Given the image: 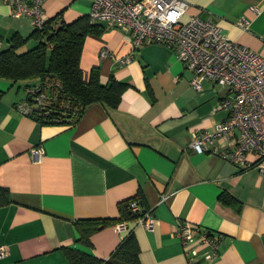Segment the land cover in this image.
<instances>
[{
    "label": "crops",
    "instance_id": "0c3cea01",
    "mask_svg": "<svg viewBox=\"0 0 264 264\" xmlns=\"http://www.w3.org/2000/svg\"><path fill=\"white\" fill-rule=\"evenodd\" d=\"M5 1L0 0V51L15 35L27 39L35 32L30 20L11 17ZM44 1L47 20L69 25L89 18L94 0ZM184 1V20L208 19L230 42L264 58V0ZM242 21L247 24L241 26ZM102 29L101 36L86 37L80 69L84 82L97 69L101 85L111 78L128 85L116 109L97 103L74 125L39 124L17 108L26 99L25 89L0 81L5 92L0 187L11 199L0 208V247L8 252L0 264H68L65 248L106 261L129 233L138 243L140 264H190L173 236L183 221L222 237L219 256L199 264H264V173L190 148L195 133L212 132L227 118L228 110L218 109L227 91L209 80L194 91L192 72L173 50L134 49L126 31ZM37 45L30 40L18 53ZM127 57L129 63L121 65ZM231 146L215 143L218 149ZM38 147L44 150L40 162L32 155ZM137 192L156 219L152 231L133 221L122 235L106 226L91 237V247L77 244V221L115 220L117 205ZM222 195L229 201L222 202ZM204 251L198 249L200 255Z\"/></svg>",
    "mask_w": 264,
    "mask_h": 264
},
{
    "label": "built area",
    "instance_id": "2783aa9c",
    "mask_svg": "<svg viewBox=\"0 0 264 264\" xmlns=\"http://www.w3.org/2000/svg\"><path fill=\"white\" fill-rule=\"evenodd\" d=\"M11 17L26 18L35 29L48 21L43 13L44 0H6ZM92 24L106 25L127 32L132 46L161 45L176 54L175 57L192 72L191 89L201 91L202 84L212 81L227 96L218 109H227V118L214 131L195 133L190 148L196 154H212L242 169L256 168L264 173V58L249 48L230 42L220 27L210 20L191 16L184 20L188 4L184 0H94L89 10ZM242 21L241 26H245ZM105 55V54H104ZM130 59L120 60L121 65ZM60 83L46 80L26 88V99L17 105L27 117L40 118L49 114L57 101ZM28 98V99H27ZM69 109V108H68ZM80 107L69 110L70 117L50 118L55 124L74 125L80 117ZM231 143L230 148H216L215 143ZM34 161L44 157L43 148L32 151ZM254 156L251 161L250 157ZM132 212H139L134 203ZM149 210L137 219V224L152 231L156 219ZM119 234L126 232L127 224L114 226ZM180 241L183 254L190 264L211 263L219 256L222 237L201 230L187 221L173 232ZM205 248L202 255L198 249ZM8 252L0 247V259Z\"/></svg>",
    "mask_w": 264,
    "mask_h": 264
},
{
    "label": "trees",
    "instance_id": "16d2710c",
    "mask_svg": "<svg viewBox=\"0 0 264 264\" xmlns=\"http://www.w3.org/2000/svg\"><path fill=\"white\" fill-rule=\"evenodd\" d=\"M57 21V18L48 20L41 29H35L30 38L22 39L17 35L11 38L8 48L0 51V81L19 85L25 90L37 83H44L47 79L60 83L57 101L49 110V118L46 116L32 118L39 124L53 125L55 123L50 118L55 117L66 119L68 114L71 115L69 109L72 107L81 108L79 119L84 109L93 104H103L109 109L119 107L121 95L128 89V85L121 84L113 78L107 85H101L97 69H93L88 82H84L80 69L79 60L86 37L101 36L103 25L90 23L88 17L80 18L69 25L63 22L56 24ZM30 40L37 41L38 45L26 53L19 54L18 50ZM4 96L5 92L0 89V100ZM137 193L135 197L117 205L119 218L115 220L77 221L75 223L76 233L79 235L77 244L89 248L91 237L97 231L106 226L136 222L142 217L149 210L146 209L142 193ZM220 200L225 203L229 201L224 195ZM133 203L140 207L139 212H132L130 205ZM9 204H11L9 191L0 187V208ZM63 253L68 264H140L138 243L132 233L122 239L106 261L99 260L79 248H65Z\"/></svg>",
    "mask_w": 264,
    "mask_h": 264
},
{
    "label": "rangeland",
    "instance_id": "374dc122",
    "mask_svg": "<svg viewBox=\"0 0 264 264\" xmlns=\"http://www.w3.org/2000/svg\"><path fill=\"white\" fill-rule=\"evenodd\" d=\"M20 87V86H19ZM21 94L23 93L22 91L20 92ZM23 95V94H22Z\"/></svg>",
    "mask_w": 264,
    "mask_h": 264
}]
</instances>
